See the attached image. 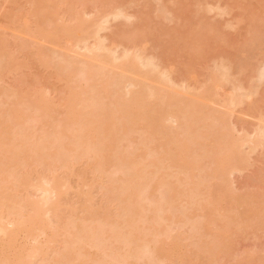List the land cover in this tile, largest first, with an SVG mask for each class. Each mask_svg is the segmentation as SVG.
I'll return each mask as SVG.
<instances>
[{"label":"bare ground","instance_id":"bare-ground-1","mask_svg":"<svg viewBox=\"0 0 264 264\" xmlns=\"http://www.w3.org/2000/svg\"><path fill=\"white\" fill-rule=\"evenodd\" d=\"M26 1H30V0H26ZM60 1L65 3L63 0H60ZM69 1H71V0H69ZM75 1L72 0L71 1L72 3H68L67 5H66V3H67L66 2L65 3L66 7L65 6L63 7L61 5L63 7V9H61L62 11L64 10V8H65V10H67V13H65V12H64L65 14L63 13L64 16L62 15V16H56L55 17V14H58L60 11L59 9H58V13H57V11H55L57 8H59V6L54 7L53 9H51V7H52L51 4H50V6L48 5V7L46 6L47 7L46 10L47 9L49 10V7H50L52 14L49 10V12H46V15H44L45 16L44 17V16H42L43 12L45 10L44 5H47V3L50 2V0H32V2L31 1L29 2V4L31 3L29 8L30 7H31L30 9H32V7L36 8V10L33 8L36 11L35 12L36 15L32 14V16L35 15V17H37V19L35 17L33 18L34 21L35 22L38 21V23H42L43 21L39 22V21H41L40 19L48 18L47 16L51 14V16L54 17V19H52L53 18L52 17V18H50V21L52 19V22H53V20L56 19V22L54 21V24H53L54 26L52 25L53 26L52 29L49 28V30L47 31L48 27H42L41 28V26H40L41 24L36 23L38 25L35 24L36 25L35 27H33L31 25L32 26L31 28H33V29H31L29 24H27V27H26V25L21 26L23 24H26L27 21H25L23 23H20L19 24L20 26L17 27L18 29L21 28L19 30L23 31V33L25 32L24 34L22 32H20L22 37L21 36L18 37V35L20 33L17 32L18 34H16L15 33L16 27H14V31H15L14 33L16 35L14 37L15 38L14 41L24 39V40H21L22 44H20V45H19V43L17 44L18 48L16 47V49H20L22 52V51H24V49L25 50H26V48L29 49L30 48L29 46H31L32 51L31 52L26 51V52L30 53L29 56L31 55L30 56L31 58H33V57L35 58V62L38 63V65L40 67L46 66V68H48L51 66V64L53 62L50 60H53L54 58L51 56L52 58L50 59L49 54L51 53V51L49 53L48 49H50L51 47L55 48V47H53V45L54 46L59 45L60 47L56 46L57 49L62 48L60 43H62L63 40L66 42V44L64 43V41L62 43L63 46L65 45V49H64L65 51L62 50L63 48L61 50H59L62 53L65 52L64 55H62V53L59 52L60 53L59 55L60 56L62 55L63 59H60L61 57L59 58L58 57L59 55H56V56L58 57L59 60H61V61L65 60L66 61V62H62L63 64L67 63V64H65L66 66L61 63L64 67H66V68L68 67L67 66L68 62H69V65L72 64V66L70 68H68L67 70H63L62 74L64 75V73H65V75L67 77V79H65V81H66L65 85L67 84V86L64 88V89H67L66 90L67 92H65V90L63 91V92H65L64 93L65 98L64 99L62 98L63 99V100H61L62 103L60 105L57 104L58 106L55 105L56 103L53 102L54 99L52 100L51 98H48L49 95L47 97V94L45 92L41 91L42 89H40V91L42 92L41 93V92H36V90H35L36 88H34V90H32L31 92L33 93V91H35L36 93H34L33 95H28L29 93L28 94L27 93L21 94V93H19V91L17 92L13 89L8 90V92H7V89L3 90L4 95L9 94V96L12 95L16 99H14L13 102H15V103H13V104L11 103L12 101H10L11 104L9 107H6V109H5V106H3L4 104L2 105L4 108L0 105L1 106V110H0V182H1L0 183V264H32V262L30 263V260H32V258L33 259L38 258V262H34V263H38V264H41V263L42 264H135V262L137 260H139L140 257L144 261V258H146V256L148 257L146 259L149 260L148 261L145 259L146 261H144V263H146V264L148 262L151 264H152V262H154L155 264L156 263L159 264L158 262H160L161 264L162 263L163 264H194V263H196V261L194 260L195 258L191 259V257H193L195 255L196 256L198 255V257H199V255L203 256V257L206 255L203 258L204 262L200 258L201 260L198 262V264H214L216 256H219V255L221 256V254H222L221 252H225L226 247H229V245L227 246L228 243L226 242L228 237L226 239V235L224 237V236H222L224 234L221 235V233L218 232V233H215V234H217V237H218L217 238L216 235L213 236L214 233L211 232L212 237L210 238L209 235H206V234L210 233V231H207V229L210 226L209 227L207 226V228H205L204 225H205V222H207L206 224L211 223V222H209V219L210 220L212 219L213 214L216 213V215H217V216L216 215L213 216L215 219L216 217H218V215H221L222 213L227 214L226 212H228L233 207L231 206V203L229 202L230 200L229 201L227 200L229 203L228 202H226V203L230 204L229 209H227L225 207V210H224V207H223L224 212L221 209V204L223 205L224 204L223 202L226 200L225 193L227 190V189H225V191H223L221 189L222 187L219 188V191H217L215 189L216 192L210 198H207V200H205V201H203V200L197 201L198 199L195 200L196 198L194 199V194L197 193V195H198V189H196L197 188L196 187L197 186L196 180H197V177L199 175H197L195 178H193V175L191 173H189L186 176L185 171L187 174L189 170L196 168L198 165H195L194 163H199L201 161L202 157H203V159H206V155H208L211 158L210 164H212V163L213 164L208 165L209 168L208 167L205 168L204 166H202V167H204L202 169L204 171L201 172L200 171L201 169H200L199 172L202 175L203 172L207 173L208 170L210 169L209 172H211V173L210 174L208 173L209 176L206 174L208 177H206L205 174H204L205 177L200 175L199 177L200 178L203 177V179L200 180L198 178L199 183L202 182V184H203L204 179H205V183L206 182L209 183V181L207 180L209 178L212 180L215 179L216 181H217V179L219 181L222 179V180H224L223 183L221 180L220 183L217 182V185L220 184L221 186H223V184H224V187H225V183H226V181H228V179H229L228 177L230 176V174H233V172L238 171L236 168H239V166L238 167L234 166L239 161L238 158L241 160L249 158V156H246V154H247V152H248V154H249V152L251 154L252 151L247 150V152H246V150H245L246 153H244V154H245L246 158H244V157L240 158L241 155H239V154H242V151L244 150V149H242L243 146H246V145L251 146L253 144L254 141H250L251 135L248 134L249 133L248 130H247L246 136L243 135L244 134L243 132H246V131H243L244 129L242 130L238 126L240 128V130L243 131L241 138H240V136H238L239 138L228 139L230 137V135L232 137V134L237 132V131H234V133H233V130L237 129V128H234L237 123L234 125V123H232L233 121L231 120L232 121L231 122L229 119H230V116L232 117V114L235 113V112L230 113V112L235 110V108H236L235 106L242 105L244 99H246L248 97L247 95H251V94H249L250 89L253 91V93H255L254 91H255L256 82L254 81L255 83L251 84L252 88L248 89L249 91L246 88L245 89L247 91H245V89H240V87H238V89H236L237 87L234 89L235 93L237 92V90L239 91V92H237L238 94L243 90H244L243 92H245V93L248 92V94L246 93L247 95H245V93L243 94L244 97L245 96H247V97L246 98L243 97L242 101L240 100L241 102L239 104H236V102H239V100H236V99H238L239 96H236V95H233V96L234 97L236 96L237 98L233 97V100L234 99L235 100L234 101L232 100V102H231L232 94H231V96H228L229 97L228 99L225 96L224 97L226 99H224L222 97L221 98L223 100H221L220 98H219L220 100L217 99L218 104H217V101H215V100H212L210 102V100H209L210 94H208V92H207V94H204V93H206V90L208 91L212 87H215L213 85H218L221 83L224 84L225 82L228 83L227 79H229L228 78L229 76L226 73L223 74V72H227V70L231 69L229 67L233 66V64H231L232 63L231 61H229V63L226 64V65H229V67H228V66L224 65V63H222V60H221L220 65L222 66V64H223L222 67L225 66L226 68L224 69L221 67L222 68V71H221V68L217 65V64H219V61H217L216 65L218 66V68H220L218 70H220L222 73L221 72H220L221 74L218 73L219 71L216 69L217 70L216 73H218L216 76L214 75L216 70H213L214 74L212 75L211 74L212 72H211L210 75L207 77V78L212 77L210 81L208 80L209 81L208 86H210L211 88L208 86H205L203 88L204 91L202 89H200L204 93L203 92L199 93V91H200L199 89H194L193 87H191V89H190L188 87V85H186L188 87V89H190L191 94L187 92L188 91L187 88L186 89L184 88L185 90L183 91L182 86H184V84H182V83L185 82L187 84H190L192 82V80L195 79L194 77H191V76H193V74L191 72L190 73L192 75H190V76H188V73L185 72V74H186V76H188V78L189 77L192 78V79L190 78L191 82H189V80H182L181 79L183 81L182 82L179 79L181 84H178L179 81H176L177 78L174 79V81H173V79H171L168 76L169 74H172L170 70H169L170 73L166 74V72H169V71H166V70H168L167 66H166V70L165 69L163 71L161 70V67H163L162 65L163 64H164V66L166 65L165 61L163 63V60H162L161 64L162 63L163 64L160 66L159 61H157L158 59H155L152 56L153 52H152V55L149 54V56L151 55V57L145 56V54L148 55V53H144V52H149V50H150L149 48H148L149 50H147V51L143 50L145 48L147 49L146 45H144V47L141 46L142 45L141 44L140 45L141 47H139V45L138 46L136 45V47L125 48L123 53H121L119 51V55H120L119 56V55H117L118 52L116 53L115 51L111 50V48L114 47V46H112V44H111L110 49H109V47L107 48L104 46V45H106V44H104V42L108 41L110 37L108 38V40H106L105 38L107 35L105 36V38H103V36L99 35L100 37L103 38L102 40H99L98 34L99 33L101 34L102 31L106 30V28H107L106 26H107L108 22L110 21V19H114V20L117 19L118 20V19L122 18V20H120V21H123L124 23H125V21L127 22V20H128L127 23H129L132 18L134 19V16L131 17V19H127L128 16L126 15L124 10L122 9L123 5L121 7H119V5L118 6L112 5L113 7L112 6L107 7L106 6L107 3L110 5L112 3V0H110V2H108L109 1L108 0L106 4L101 3V4H103V6L105 5L108 8V9L105 8L106 10H104V8L101 6V4H99L101 6V8H103L102 10H104V11H100L101 10L100 7H99L100 10H98V11H95L98 8V7L97 8L95 7L93 12L91 11L93 9L90 8L91 10H89V8L85 9L84 7L81 8L80 11H78L79 9L77 10V8L75 9L77 11H74L73 8H75L77 6H84V4H83L84 2H82L80 0L82 2V4L79 3V5L73 7L75 5V3L79 2V0L78 1L75 0ZM114 1L115 0H113V2ZM97 2H98V0H97ZM58 3H59V5L63 4L61 2H58ZM68 5L71 7H68ZM94 5H97V4L95 3ZM53 6H54V3H53ZM55 6H56V4H55ZM125 7H126V5H125ZM217 9L218 8H216V10ZM29 11L30 10L28 9V12ZM33 11H30V14ZM160 11H162V10H160ZM208 11H209V9H208ZM219 12H217V13L220 14ZM40 13L42 14L41 15L42 18L39 19ZM30 14L28 13V15H30ZM128 15L131 16V14H128ZM159 15H161V14H159ZM23 16L24 17H22L21 20L25 18L24 14H23ZM32 16L31 15L29 17L27 16L26 19H28V18L30 19V17H32ZM256 17H258V16H256ZM261 17H264V15ZM57 18H58V20H57ZM123 18H126L127 20H125ZM150 18H148V20H150ZM21 20H20V22H21ZM30 20H32V19H30ZM141 20H142V18H141ZM256 20H258V18ZM260 20H262V18ZM120 21H119V23H120ZM29 22L30 21L28 20L27 23H29ZM150 22L151 21H149V23ZM30 23H32V22H30ZM58 23H60V24L58 25ZM256 23H257V21H256ZM147 24H148V22H147ZM253 24L254 23H252L251 27L253 26ZM259 24H260V22H259ZM59 26H62V27H59ZM121 26H122V24H121ZM161 26H163V25H161ZM23 27L29 28L31 31L29 29L23 30ZM43 28H45V29L47 28L46 31ZM154 28H153V30H154ZM139 29H140V27L138 28V30H137V27H135V29H133V30L139 31ZM146 29H148V26L144 30H146ZM150 29L152 30L151 27H150ZM259 29H260V27H259ZM0 31H1V29H0ZM3 31H4L3 33H5V30H3ZM117 31H118V29H117ZM124 31L126 32L127 30H124ZM154 31L156 32V29ZM258 31H260V30H258ZM26 32H28V33L26 34ZM131 32L133 33V34L131 33L132 37L131 36L127 37L129 39H126L124 37V41L122 40V37L126 36L125 35L126 33L125 34L121 33V35H122V36H120L121 39L119 37L120 41H118V42L116 41L117 43L114 42L115 43L114 45L117 44L118 46L116 45L114 48H119V47H121V45H125L124 42H126L128 40L131 41V39H134V38L136 40L140 39V38H137L140 35H138V36L134 35V32L132 30H131ZM139 32L142 33L141 30ZM157 32H159V30ZM201 32H202V30H201ZM253 32H254V34L256 33L255 30ZM0 33H1L0 37L2 39H5V37H3L2 31ZM11 33L13 35V32H11ZM159 33H161V32H159ZM172 33H174V32H172ZM29 34H30V36H29ZM102 34H103V32H102ZM112 34H110V35L113 36ZM117 35H118V33H116V35L114 37L117 38ZM170 35H172V34H170ZM248 35H249V33H248ZM251 35H253V34H251ZM31 36H33L32 39H31ZM197 36L199 38H202V36L200 37V35H197ZM203 37H205V36H203ZM263 37H264V35H263ZM1 38H0V82L3 81V77H2L3 71L5 72L7 70V73H8L7 76H8L11 72H15L19 68V65L21 63L20 62L18 64V62L16 60L18 57L14 56V55H18L17 54L18 51L17 52L15 51L14 53L12 50L8 51L7 46H5L6 44H8L7 43L8 41L5 40L6 41L5 42ZM9 38H11L10 34H9ZM159 38L157 37L156 39L159 40ZM183 38H184V36H183ZM259 39H257V40L259 41ZM32 40H33V42L34 41H37V42L40 41L39 43H41V45H38L39 43H37V42L36 43H28V42H31ZM136 40H134V42H136ZM140 40H142V39H140ZM170 40H171V38H170ZM204 40H205V38H204ZM9 41H10V39H9ZM41 41L45 42V44L48 45V47H45L46 45L44 43H42ZM95 41H96V43L94 45L88 46V44L90 42L92 43ZM191 41H193V40H191ZM251 41L253 42V39ZM3 42H4V44H3ZM165 42H167V41H165ZM188 42H189V39H188ZM193 42L195 44V42H197V41L194 39ZM9 43H11V41ZM27 43H28V46H27ZM67 43L68 44L72 43V44H70V45H72V47L70 45L67 46L68 45ZM119 43H121V44H119ZM127 43L128 42H126V45H127ZM142 43H144V42H142ZM159 43H160V41H159ZM181 43H183V42H181ZM257 43H259V42H257ZM32 44L34 46H32ZM108 44H110V43H108ZM134 44H136V43H134ZM252 44H254V43H252ZM13 45H15V44L13 43ZM130 46L131 45H129L128 47H130ZM147 46H149V45L147 44ZM23 47H25V48H23ZM149 47H151V45ZM154 47H153V49H154ZM168 47L169 46L167 45L166 48H168ZM187 47L188 46H186V48ZM248 47H250V45ZM45 48H47V50ZM114 48H113V50H114ZM188 48H191V47H188ZM178 49H180V48L178 47ZM192 49H194V47L190 49L191 54H192V51H195ZM53 50H55V49H53ZM79 50H83L84 52L82 51V52H80L81 55H78L76 53ZM243 50H245V48ZM11 51H12V53H11ZM153 51H155V50H153ZM252 51H253V48H252ZM260 52L262 53V51H260ZM55 53H54V55H55ZM57 53H58V51H57ZM149 53H151V52H149ZM158 53H159V51H158ZM173 53L175 54V52H173ZM261 53H258V54H261ZM22 54H24V52H22ZM82 54H85V55H82ZM258 54H256V55H258ZM51 55H53V54H51ZM105 55H107L108 57H105ZM76 56L79 59H77V58L75 59L76 62L78 61V63H77V65H74L73 63H75V61L73 62L72 59H73V57H76ZM101 56H104L103 58H101V60H103V62H105L107 60L103 65H105L108 62L114 63V64H111L112 66L109 65L112 68L114 67V69L112 71L113 74H110L111 76L109 75L108 78L114 79L113 82L115 81V84L117 85V87L122 86V88H119V89L117 88L119 90V92L116 91L117 89L111 90L113 87V84H112L113 82H112V80L108 79L109 80L108 82H110V83L106 84L105 82L107 81V78H105L106 81L103 79L105 81L104 83L102 82L103 80H101L103 78L102 77V78H99L101 80L100 84H90L89 81L91 79H94V77L104 76V73H105L104 72L105 69H103L104 66L100 65L102 62L98 61L97 63H95L98 59L100 60ZM159 56L161 57V55H159ZM170 56H172V55L170 54ZM22 57H24V55ZM68 57L70 60H72L71 63H70V61H68L69 60ZM80 58L82 59V61ZM27 59H28V56H27ZM54 60H56V58ZM119 60H121L123 62L118 64L117 61H119ZM175 60H177V59H175ZM263 60H262V58H261V60L259 58V61H262V63H264ZM55 63H54V65H55ZM57 63H56V65H57ZM29 66H30V64H29ZM55 66H54V68H55ZM58 66L59 65H57L56 67H58ZM109 66L107 68L108 70L106 71V73L109 72V68L111 69V67H109ZM94 67H96L98 69L95 68V70H94ZM263 67H264V64H263ZM54 68H53V70L56 69V71L59 69V72H60V70H62V67H60V68L58 67V69L57 68L54 69ZM169 68H170V66H169ZM236 68H237V66H236ZM172 69H174V68H172ZM214 69H215V66H214ZM92 70L96 71V76H94L95 72H93ZM176 70H178V69H176ZM187 70L188 69H186V71ZM243 70L244 69H242V70L240 69L239 71L242 73ZM255 70H257V72H258V69H255ZM56 71H54L55 74H58V72L56 73ZM61 72L59 74H61ZM114 72H115V76H114ZM250 72H252V70ZM253 72H254V70H253ZM33 73L34 72H32L31 74H33ZM45 73H47V72H45ZM106 73H105V75H106ZM153 73L158 74V75H156L157 80H155L156 79V77H155L153 79V80H155V82L154 81L150 82V81H148V78L155 76V75H152ZM231 73H232V71H231ZM50 74H53V73L50 72ZM148 74H150V76ZM233 74L231 75V77L234 76ZM251 74H253V73H251ZM260 74H262V76H259L258 73L255 75L259 76L258 78L263 79V81H264V72L262 71V73H260ZM37 75H39V73ZM47 76H50V75H47ZM61 76L62 75H59V76L56 75V77H57L56 79H58V78L60 79ZM170 76L175 77L172 75H170ZM194 76H195V74H194ZM240 76H242V75H240ZM66 77H63V78H66ZM19 78H20V82H21V80H23L21 78H23V77H18L17 79H19ZM35 79H34V76H32L31 80H33V82ZM39 79H40V77H39ZM99 79H96L97 81L95 80L96 83L99 81ZM196 80H197V78H196ZM231 80H234V81H230L231 82V83H229L230 85L227 83H225V84L234 87V85H231L232 82L234 84V82L240 81L238 78H237V80H236V78L234 79V77ZM14 81H15V84L17 83V86H18L19 82H16L17 80H15V79H14ZM256 81H259V80L256 79ZM27 82H30V80ZM27 82H26V84H27ZM206 82H207V79H206ZM21 83H20V87L22 85H24V84L21 85ZM31 83H32V81H31ZM80 83H83V84L85 83V84L80 87ZM237 83L239 84V82H237ZM240 83L242 85L241 81H240ZM257 83L260 84L259 82H257ZM61 84H63V83H61ZM61 84L59 86H61ZM111 84H112V87H111ZM177 84L179 86L180 85L181 86L180 87L176 86ZM200 84L202 85L203 83H200ZM253 84H255V85H253ZM13 85H11V86H13ZM32 85H35V84L33 83ZM32 85L27 84V86H29V87L30 86L33 87ZM191 85H193V83H191ZM222 86L224 87L225 85H221V87ZM37 87H38V83H37ZM233 87L231 90L234 92ZM249 87H250V85H249ZM257 87H259V86L256 85V88ZM5 88H6V86H5ZM177 88H181V89H177ZM195 88H196V85H195ZM50 89H52V88H50ZM123 89H125V90H123ZM53 90H55V89L53 88ZM191 90H193V91L191 92ZM21 91H24V87ZM46 91H47V89H46ZM50 92L52 94V90ZM123 92H125L124 95H123ZM211 92H213V91H211ZM57 93H59V91ZM118 93H120L121 95H119ZM187 93L190 95H187ZM209 93H210V91H209ZM213 93H215V91ZM182 95L184 96V98L181 97ZM191 95H194V96H191ZM58 96H60V93ZM62 96H63V93L61 94V97ZM210 96H212V94ZM206 100L210 102L209 105L206 104ZM229 100H230V104L231 103L233 105L236 104L234 106V108L232 107L231 109L228 110L229 113L227 114V116L228 115H230V116L229 117L226 116L227 119H225L227 124H228V122L229 123L231 122L234 125V127L232 124L230 125L231 129L229 128V124L228 125L225 124V121H223V123H221V122L216 123L215 122V120H218V118H219L218 121H220V119H222L221 118L222 114L226 113V110H224V108L226 109L229 107V105H230ZM219 101H221L223 104L220 105L221 102H219ZM5 102H6V100L5 101L3 100V103H5ZM8 102L9 101H7L6 103H8ZM212 103H213V106H210V105H212ZM224 103L228 104V106L226 107V105H224ZM0 104H1V102H0ZM219 105L220 106L224 105V107H220ZM215 106H217V109ZM218 107H220L221 110L218 109ZM58 108H60L64 111V113H62V114L65 116L62 120L58 119L59 116L56 117V114L60 113L57 111V110H59ZM213 108L216 110H214ZM210 110L211 111L213 110L214 112H210ZM199 113H201V114L203 113V114H202V116H198L201 119L198 121L195 119V117H196L195 115H197ZM212 113H214V114L211 115ZM216 115H218V116H216ZM60 116H61V114H60ZM242 116H243V114H242ZM243 118H245V117L243 116ZM194 121H196V122L198 121V123H201V124L203 122V124L200 127V124L198 126V123H195ZM238 121L240 122V118L238 119ZM241 121H242V118H241ZM243 121L245 122V119ZM213 122H215V126H213L214 125ZM169 123H173V124L170 126ZM180 123H184V127L180 126V127H183L181 129H184L183 130L184 133L181 132L182 130L179 129V127H177L178 130H181V131L174 130V133H175V131H176V133L175 134L173 133V135L170 138L168 137L165 139L166 135H168L170 132H172L173 131L172 129H174V127H176V126H174V124L179 126ZM220 123L222 124L223 130L227 131V134L222 131L223 134H225V135H223V134L220 135V133H221L220 128H222ZM258 123H259V121H258ZM168 124L170 127L167 126ZM192 124L197 125V127L192 126ZM216 124H217V126H216ZM241 124H244V123H241ZM247 124H249V123H247ZM225 125H226L227 130L225 128ZM245 125H246V123H245ZM36 126H38V127H36ZM246 126H248V125H246ZM249 126H251V125L249 124ZM35 127H36V129H33V131L38 129L36 131V133L38 132V134L33 133L32 129H31V128H35ZM192 127L195 129H193ZM199 127L202 128L203 133H204V131L205 132L207 131L206 137L209 136V133H210V129L207 130L208 127L209 128L213 127L214 131H213V133H211L213 136L216 135L215 131L217 129H219L220 131L217 130V133L220 132L218 134L220 136L218 137L216 135L215 137H217V138H215V137L213 138L212 136H209L208 138H206L207 141L203 140L205 138V136H204V138L199 137V134H198V130H200ZM258 127L259 126L257 125V127L252 128L254 132L248 127L249 130H251V132L253 133L252 138L254 136L262 133L261 129H256ZM15 128L20 129V131H18L19 135H17V136H16L17 132H16V134L14 132V130H16ZM168 128H169L168 132L166 134H164V132H162V131H165ZM228 130L231 132V134L228 133ZM31 131H32V133H30ZM202 131L200 133H202ZM159 132H162V134L164 136L162 137L161 136L162 134H159ZM177 132L182 133V134H180V133L179 134L183 135V136L180 137V135ZM263 132H264V129H263ZM136 133L140 134L141 137L139 140V135H138L137 139H135L136 141L134 142V144H136V142H138L137 146H136L134 151L132 149V152H130L129 150H131V147H132V144H130V143H132L131 140L137 136ZM132 134H134L136 136H134ZM262 134L263 135H261V137L256 136V138L263 139L264 133H262ZM228 135H229V137H227ZM129 136L132 139L129 138ZM235 136H236V133H235ZM242 136H243V138H242ZM126 137H127L128 141L125 142ZM198 138H202V143L200 142V145H199L200 147H198L201 149H199V151H198V149L197 150L195 149L196 152L193 151L194 154L192 153L191 155H189V151H188L190 148V147H188V146H190L189 144L191 143V144H193L191 146H194V144L197 143V140H199ZM209 138H211V139H209ZM15 141L17 142V145H16ZM122 141L126 146L121 145ZM132 141H134V140H132ZM256 141H258V140H256ZM256 141L253 144L255 147L258 144V142H256ZM255 143H256V145H255ZM163 146H165L164 149H162ZM166 146H167V148H166ZM254 146L252 148H250L249 150H251V149L253 150ZM124 148L126 150L128 149L127 150L128 152L125 151ZM159 148H161V151L159 150L158 153H155V152H157V150ZM200 150H202V151H200ZM197 152H198V155H199V152L202 153L201 154L202 156L201 155L199 156L200 158L197 156ZM203 153L205 156L203 155ZM158 154H161L160 157H162V160L160 158H158L159 156L157 157ZM236 154H238L237 156H240V157L237 158ZM162 155H164V156H162ZM192 155H194L195 158H197V159H195L194 156H192ZM153 157H155V159L157 157L158 160H156V161H155V159L152 160ZM209 157H207V159ZM192 158L195 161L191 160V162H190V159H192ZM233 160H234V163H233ZM80 162H82V164L83 163L87 164L84 166H86V167L88 166V167L84 168L83 171H81L82 169L81 170L76 169V171H78V170H80V171L77 173L76 172L74 173L73 169L75 171V168L72 169V167H74V165H76L78 163L80 164ZM224 162L226 163V165L223 164ZM246 162L248 163V161H246ZM165 164H167V165L164 166ZM238 164H240V163H238ZM242 165H245V162ZM245 166H247V165H245ZM20 167H25L26 168L25 170L28 172H23L24 170L21 172L19 170L21 173L20 172L16 173V170L22 169ZM29 167H32V169H30L31 171L29 169H27ZM75 167L77 168L78 166L76 165ZM202 167H200V168H202ZM211 168H212V170H211ZM168 169H170L172 171L174 170V172L177 170L178 172H180L182 174L181 175L180 173L177 172V176H179V174L181 175V177L179 176L181 180H178L180 183L179 186L181 188L174 186V184L171 185L172 184L171 180H166V178L171 179L170 175H168L166 173ZM61 170L64 171L63 172L64 176H62V174L60 173V172H62ZM181 170H183V171L181 172ZM194 170L195 169H193L192 172H194ZM58 171L60 173L58 175H60V176H56L57 174L55 175V173H57ZM205 171H207V172H205ZM88 173H92L93 175L90 177ZM160 173L167 174L166 178H165L166 175H163L162 178L163 179L165 178L164 179L165 182L166 181H168V183L170 182L169 184L167 182H166V184L162 182L163 179L160 177V175H161ZM169 173H170V171H169ZM174 174H176V172ZM226 174L227 175L229 174L227 177L228 179L225 178L227 176ZM74 176L77 179L76 182H77L78 186L80 185L81 188L87 187L86 191H84L86 188L81 189L82 192H84V193H82V196H80L81 195V192L79 190L80 187H77V189L79 190L78 192H80V195L77 193L76 194L81 198L80 202H83V204H81V206L79 205L78 206L79 208H77V209L75 207L72 208L71 206H73V205L68 204V202H65V201H67L66 196H67V198L70 197V195L69 196L67 195V194H69L68 191H70V190L72 191V189H71L72 186L70 187L71 182L68 183V179L71 177L73 178ZM171 176H172V174H171ZM184 176H185V178H184ZM223 176H224V178H223ZM66 177H69V178H66ZM88 177H90L89 180H87ZM172 177L174 178V180L177 179L176 175H175V177L174 176H172ZM72 178H71V180H72ZM183 178H184V180H182ZM189 178H192V179L190 180ZM186 179H189L190 181L194 180V182L196 183V186H195V183H193L194 187L191 189L190 185L183 182ZM96 180L101 181L103 186H101V184H99V182H98V184L95 183V182H97ZM174 180H173V183L175 182ZM229 180H231V179H229ZM76 182H75V184H76ZM2 183H5V185L2 186L3 185ZM199 183H198V186H199ZM229 183L231 184L232 182L230 181ZM92 184L95 186H96V184H97V186L98 185L101 186V187L98 186L100 188L96 187L95 191H96V194L100 193L101 195H99V196H102L101 200H98V203L100 201L101 203H99V204H102V203L104 204L103 207H100L99 210L97 209L95 211H93V210H94V208H97L96 205H98V206H100V205L96 202L97 201L96 200L95 201L96 204L94 205L95 207L93 206V203H94L93 198L90 195L91 194L90 191L92 190V192H93V185ZM7 185H9L11 187H9V186H8V188L5 187ZM226 185L228 186V182ZM188 186H189V188H188ZM205 186H206V184H205ZM205 186H203V187H205ZM73 187H75V186H73ZM212 187H213V185H212ZM18 188H19V190L21 189L20 192H19ZM209 188H210V186H209ZM209 188H207V191ZM215 188H217V187H215ZM7 189L12 190V192H14L13 190H15V191L17 190L18 194H15V192L14 193H8L10 191H8ZM97 189H99V190H97ZM195 189L197 191H195ZM200 189L202 190L201 187H200ZM201 190H200V194H201V192H202V194H204L203 191H201ZM211 190H209V191H211ZM32 191L36 192L35 193L36 195L38 193L41 194L43 196V198H41L39 195V197L34 199L33 198L34 192H32ZM97 191H98V193H97ZM192 191H195V192H192ZM230 191H231V189L229 190V192ZM75 192H76V189H75ZM190 192H192V194L193 193L194 194L190 195L191 194ZM212 192H214V191H212ZM209 193H208V195H209ZM24 194H25V196H23ZM227 194H229V193H227ZM258 194H259V192H258ZM72 195H73V193H71V196ZM93 195H95V194L93 193ZM189 195L192 197H190ZM205 195L206 194H204V196ZM231 195H234V196L231 197ZM243 195L244 194L241 195V197H242L241 198L240 196H237L236 193L234 194V192L232 190L230 192L228 198H231V200H232L233 198L237 199L235 196H237L238 198L240 197L239 198L240 200H238L237 202H234L235 200L233 199V202L235 203V205H236V203L237 204L241 203V205L243 204L245 206L247 204V207L249 206V208L254 207L255 206L254 201H255L256 197H253L251 201H248V198H250V197H248L249 195L246 196V194H245L244 196H246V197H244ZM83 196H84V198H83ZM99 196H98V199H100ZM200 196H198V197L201 198L202 196L201 197ZM259 197L261 199V196H259ZM19 198H21L22 200L20 199V201H19ZM70 198H72V197H70ZM203 198L205 199V197H203ZM260 199L258 198V200H260ZM261 200H263V199H261ZM76 201H79V200H76ZM80 202H77V203L80 204ZM184 202H185V206L188 204V205H190V207H194V209H196L197 206L201 204L200 207L198 206V208H201V210L203 211V215H200V216H204L202 218L206 217L205 219H207V216L211 215V216H208L209 217L208 221L207 220H204L205 222L203 221V223H204V224H202V226L204 227L203 230L207 231V233L203 231L205 234L202 232L203 233L202 235L205 238L209 236V238L211 240L215 239V238L219 239V242H218L219 244L217 243V246L214 245L216 243V241H214V244L212 242L211 243L207 242L206 244H210V245L204 246V245H206V244H204L206 242L205 240L199 241L198 244H197L198 241L197 242L194 241L195 244L197 245V246H195V248L198 249L197 251H199V249L202 246L204 247V249H200V251H202L204 254H201L200 252H199L200 254H198V252H196V250H194V249H193V251H195V252H193L192 249L190 251V248L188 249L189 253L192 252L193 254L192 253L187 254L186 251H183L181 249L183 243L182 242H181L182 244L180 243V241H183V240L180 238H179L180 241L178 240V237L181 236V235L179 236L178 231L176 232V233H178V237H176L177 234L176 235L174 234L175 236H173V237L168 236V238H165V240L168 239V242L163 241L164 239L162 240V237L164 238L168 233L171 232V230L170 231L168 230L166 232V229L170 228V225L167 222H170V221H173L174 219H177L176 216H178V215H176L175 217H172L173 215H171V217H169V215L165 216L164 213L169 208H171L169 210L172 211V208L177 207V204H178L179 208H182L183 207L182 203L184 205ZM203 202H204V204H203ZM251 202L253 203V206L250 207V205L252 204ZM146 204L149 205L150 207L149 206L147 207ZM262 204L264 206L263 202L261 203V205ZM74 205L77 206L76 204H74ZM180 205H181V207H180ZM241 205H239V206H241ZM256 206L258 208V206H260V205H256ZM185 208L188 209L187 207H185ZM186 209L184 211H186ZM189 209H190V211L192 210V208H189ZM149 210H151V211H149ZM152 210H154L155 212H152ZM262 210H264V208H262ZM64 211H66V212H64ZM77 211L79 212V214L81 213L82 216H79L78 213H76ZM96 211H100V212H98L96 214ZM93 212H94V214H93ZM169 212L167 211V213H169ZM178 212L181 213V209ZM218 212H220V214ZM259 212H257V213H259ZM262 212L263 211H261L259 214L260 217L258 215H256L257 219L259 217V219L256 221V224H253V223H255L254 222V220H256L255 218L252 219L253 221L251 219L247 218L248 220H250L249 222H247L248 220L243 219V220H245L246 223L244 221H242V223L243 222L244 223H243V226L241 224V226H242L241 227V226H239L241 223L239 221L238 222L239 225H237V226L239 227V229L240 228L244 229L243 228L244 224L246 226L249 225V226H252L254 228L255 227L256 228L257 227L263 228V226H261V225H264V219H262V216L264 214ZM199 213H202V212H199ZM233 213H235V212L232 211V213H229L230 216H232ZM49 214L50 215L54 214V215H52L53 219L51 217H49ZM169 214H171V212ZM181 214H185L183 216H186V213H181ZM197 214H195V215H197ZM225 214H224V216L227 218V220L230 219V217H228V215H225ZM187 215H189V214H187ZM198 216H199V214H198ZM253 216H255V214ZM77 217H78V219H76ZM186 217H185V220L187 221V218H189V216L187 218ZM221 217H223V214H222V216H220V218ZM225 217H223V218H225ZM236 217H239V216L237 215ZM192 218H189L188 220H192ZM221 219H220V223L222 224V223H224L225 220L221 221ZM77 220H79L80 222ZM199 220L201 221L200 218H199ZM193 221L195 222V219H193ZM215 221L219 222V217ZM235 221L237 222L236 219H235ZM88 222H90V224ZM94 222L96 224H94ZM178 222L179 221H177V224H179ZM183 222H185V221L182 220L181 223H183ZM188 222H191V221H188ZM229 222H227V223H229ZM236 222H234V223H236ZM91 223H93L95 226L94 227L89 226V225H92ZM140 223L142 224V227H141ZM166 223L168 225H166ZM234 223H233V225H234ZM217 224L220 225L219 223H217ZM192 225H194V224L192 223ZM195 225H196V223H195ZM229 225H230V228L233 229V225L231 226V222ZM137 226L141 227V228H138ZM166 226L167 227L169 226V228H167ZM215 226H216V223H215ZM212 227H214V226L212 225ZM224 227L221 229L222 230L223 229L226 230L227 228L230 229L228 225H224ZM234 227H235V225H234ZM215 228H218V226ZM195 229L194 230L198 231V232H196L195 235L193 232L191 235H193L194 237H192V238L198 237L197 233H199V235L201 236V233H200L201 230L199 229L200 230L199 231L197 228H195ZM250 229H252V228L250 227L249 230ZM217 230H219V229H216V231H214V230H212V231L217 232ZM257 230H258V228H257ZM236 231L239 233L238 230H236ZM240 231H242V230H240ZM233 233L231 235L234 236L235 234H233ZM228 234H229V232H228ZM241 234L243 235V231ZM231 235L229 237H231ZM159 237L161 239H159ZM19 239H21V240H19ZM40 239H42V240H40ZM188 239H190V237ZM23 240L26 241L31 246L30 250L28 249L29 246H27V247L25 246V244L26 245H28V244L24 243ZM38 240H39V242H38ZM197 240H199V239H197ZM224 240L227 244L224 242ZM19 241H23V242H21L22 244L18 243ZM232 241H233V239H232ZM30 242H33V244L35 242L34 246L31 245L32 243H30ZM202 242H204V243H202ZM23 243H24V245H23ZM201 243L204 245H200ZM230 243H231V241L229 242V244ZM21 246H23V247H21ZM25 247L27 249H25ZM188 247H190V246H188ZM198 247H200V248H198ZM57 248H59L60 250ZM54 253H55V255L53 256ZM146 254H148V255H146ZM228 254L230 256L231 253H228ZM49 255L51 258L49 257ZM143 255H144V257H143ZM223 255H224V253H223ZM226 255H227V253H226ZM229 256H228V258H229ZM39 258H42V259H39ZM223 258L224 257H222L220 259L224 260ZM44 259H47V261H48V259H51V260L48 261L49 262L48 263ZM151 259L153 260L152 262L150 261ZM225 259H226V257H225ZM40 260H42L43 262H41ZM157 260H158V262H157ZM222 260L217 259L218 263L224 262ZM143 261L136 262V264H140L141 262L143 263ZM193 261H195V262H193ZM216 262H215V264H216ZM244 264H246V263H244Z\"/></svg>","mask_w":264,"mask_h":264},{"label":"rangeland","instance_id":"rangeland-1","mask_svg":"<svg viewBox=\"0 0 264 264\" xmlns=\"http://www.w3.org/2000/svg\"><path fill=\"white\" fill-rule=\"evenodd\" d=\"M31 2H32V0H30ZM30 1H26V0H0V29H1V31H2V33L4 32L3 30H5V33H3V37H5V39H2L1 37V39L3 40V41H8L7 43L8 44H6L5 46H7V50L8 51H10V50H12L13 51V53L16 51H18V55H14V56H17L16 58V60H17V62H18V64L20 63V65H19V68L15 71V72H11L8 76H7V70L4 72L3 71V81H1L0 82V102H1V106L3 105V106H5V109H6V107H9L10 106V104L12 103H15V102H13L14 101V99H16L15 97H13L12 95V97L11 96H9V94L8 95H4V93H3V90H6L7 89V92H8V90H10V89H13V90H15V91H19V93H23V94H28V95H33L34 93H36V92H41V91H43V92H45L46 94H47V97H48V95H49V97L48 98H51L52 100H53V102L54 103H56L55 105H57V104H61L62 102H61V100H63L64 98H65V92H67L66 90L67 89H64L66 86H67V84L65 85V83H66V81H65V79H67V77H66V75H65V73H64V75L62 74L63 73V70H67L68 68H70L71 66H72V64H70L69 65V62L68 61H70V63H71V61L73 60V62L75 61V63H73L74 65H77V63H78V61L76 62V58H77V56L76 57H73V59L72 60H70L69 59V57H68V67L66 68V67H64L63 65H65V64H67V63H62V62H66L65 60L63 61H61V60H59L58 59V57L60 58V59H63L62 58V55H64V53L65 52H61V51H59V50H61L62 48V50H64L65 49V45L63 46V41H62V43H60V45H61V47L62 48H56V46L58 47L59 45H56V46H54L53 45V47H55V48H50V49H48L49 50V53H50V51H51V53L49 54L50 56V59L53 57L54 59L56 58V60H50V61H52L51 63V66L50 67H48V68H46V66H43V67H40L39 65H38V63H36L35 62V58L33 57V58H31L30 56H29V54L30 53H27L26 51H29V52H31L32 51V47L31 46H29L30 48L29 49H27L26 48V50L24 49V51H22V52H24V54H22V52H21V50L20 49H16V47L18 48V46H17V44L19 43V45L20 44H22V42H21V40H24V39H21V40H16V41H14V37L16 36L15 35V33L16 34H18V33H20V32H22L23 33V31H20L19 29H21V28H17L18 26H20L19 24L20 23H23V22H25V21H27L28 22V20L30 21V22H32V23H27L26 22V24H23V25H21V26H24V25H26V27H27V24H29L30 25V28L33 26V27H35L36 25H38V24H41L40 26H41V28L42 27H48V29H47V31L49 30V28L50 29H52V27L54 26L53 24H54V21L56 22V19L55 20H53V22H52V19H54V17L53 16H51V14H52V12H51V10H50V7H49V10H50V12H51V14L50 15H48L47 17L48 18H43V19H40V18H42L41 17V13H40V16H39V19L41 20V21H39V22H42V23H38V21H34V17H35V10H36V8H34V7H32V9H30L29 8V6L31 5V3L29 4V2ZM57 0H50V2H48L47 3V5H44L45 6V10H46V8L48 7V5L50 6V4H51V9H53L54 7H58L59 6V8H55L56 10L55 11H57V13H58V9L60 10L59 11V13L58 14H55V17L56 16H62L63 15V13L65 12V13H67V10H65V8H64V10L62 11L61 9H63V7L65 6V3H66V5L68 4V3H72L71 1H69V0H63L65 3H63L62 1H60V0H58L57 2H56ZM69 1V2H68ZM73 1H75V0H73ZM78 1V0H77ZM84 2L83 4H84V6H77V5H79V3H81L82 4V2ZM79 0V2H77V3H75V5L73 6V7H75V6H77V7H75V8H73V10L74 11H77L78 9V11H80L81 10V8H89V10H91V9H93V10H91L92 12L94 11V9H95V7L97 8L95 11H98V10H100V8H101V6L104 8V10H106L105 8H107L108 6H112V5H116V6H118L119 5V7H121L122 5V9L124 10V12L126 13V15L128 16L127 17V19H131V17H133L134 16V19L132 18L131 20H130V22L129 23H127L128 22V20L126 19V18H123V19H125V20H127V22L125 21V23L123 22V21H120V20H122V18L121 19H116V20H114V19H110V21L108 22V24H107V28H106V30H104V31H102L103 32V34H102V32H101V34L99 33L98 34V38H99V40H102L103 38H105V36H106V40H108V38H109V40L108 41H105L104 42V44H106V45H104L105 47H109V49H110V47H111V44H112V46H116V45H114L115 43H117L118 41H120V39H121V37L120 36H122L121 35V33L122 34H125L126 36H123L122 37V40L124 41V37L126 38V39H129V38H127V37H130L131 36V30L134 32V35H140L139 37H137V38H140V39H142V40H140V39H138V40H136L135 38L134 39H131V41L130 40H128V41H126V42H128L127 43V45H126V42H124L125 43V45H121V47H119V48H114V50H113V48H111V50L112 51H115L116 53L118 52V54L117 55H119V51L121 52V53H123V51H124V49L125 48H131V47H136V45L138 46L139 45V47H141V46H143L144 47V45H146V47H147V49L145 48V49H143L144 51H147V50H149V52H151V53H149V52H144V53H148V55H146L145 54V56L146 57H148L149 56V54H151L152 55V52H153V57L155 58V59H158L157 61H159V63H160V66L164 63V61H165V66H164V64L162 65L163 67H161V70L163 71L164 69L166 70V66H167V69L168 70H166V71H171V73L172 74H169L168 76L171 78V79H173V81H174V79H176V81H179V83L178 84H181L180 83V80L182 79V80H189V82H191V77H194L193 79L194 80H192V82L191 83H193V85H191V83L190 84H187V83H182V84H184V86H182L183 87V91L187 88V92L188 93H190V89H191V87H193L194 89H202L203 90V88L205 87V86H208L209 84H208V82L211 80V78L212 77H209V78H207L209 75H210V73L213 75L214 74V72H213V70H218V69H220L222 66H223V64H222V66L220 65L221 64V60H222V63H224V65H226V64H228L229 63V61H231L232 63L231 64H233V66L232 67H229V65H226V66H228L229 68H231V69H229V70H227V72H223V74H227L229 77V79H227L228 80V83L227 82H225V83H227V84H229V83H231L230 81H234V80H231V79H233V77H234V79L236 78V80H237V78L242 82V85H241V83H240V81H236V82H234V84H233V82H232V84L231 85H234V87L233 86H229V85H227V84H223V83H221V84H218V85H213V86H215V87H210V86H208V87H210L211 89H209L208 91L206 90V93H204L203 91H199V93L201 92H203L204 94H207V92H208V94H212V96H210L209 95V100H210V102L212 101V100H215V101H217V99H221V100H223L222 98H224V99H226L225 97H227V99L229 98L228 96H231V94H232V97H231V102H232V100H233V95H236V96H239L238 97V99H236V100H239V102H236V104H239L241 101H242V99H243V94L245 93V92H243V91H241L239 94L237 93V92H239L238 90H237V92L235 93V88L236 89H238V87H240V89H250V88H252V83H255L256 82V85L257 86H259V87H257L256 88V85L255 84H253V85H255V93H253V91L250 89V91H249V94H251V95H247L248 94V92H246L245 93V95H247V96H245L244 98H246V99H244V101H243V103H242V105H237V106H235V105H233L232 103L230 104V100H229V107L228 108H224V110H226V113H223L222 114V119H220V121H218L219 120V118H218V120H215V122L216 123H219V122H221V123H223V121H225V119H227V117H229L230 115H228L227 116V114L229 113L228 112V110L229 109H231L232 107L234 108V106L236 107L235 108V110L234 111H232V112H230V113H233V112H235L234 114H232V117L230 116V121L232 122V123H234V125H235V127H234V125L230 122H228V124H229V128H230V125L232 124L233 125V127L234 128H241L243 131H246V132H243L242 130H240V128L237 130V129H234L233 130V133H234V131H237V132H235L236 133V136H235V133L234 134H232V137H231V135H230V137H229V135L227 136V137H229L228 139H230V138H239L238 136H240V138H241V135L243 134V135H245L246 136V134H247V130H248V134L249 135H251L250 136V141H256V140H258V141H256V142H258V144L256 145V143H255V145H256V147L253 145L254 144V142H253V144L251 145V146H243V148L242 149H244L243 151H242V154H239V155H241V157L240 156H237L238 154H236V156H237V158L238 157H240V158H246L245 157V154L244 153H246L247 152V150L248 151H252L251 152V154H250V152H249V154H248V152H247V154H246V156H249V158H246V159H239L238 158V162L234 165V166H236V167H238L239 166V168H236L238 171L237 172H233V174H230V176L228 177V175L225 177L226 179H231V180H229L228 179V181H226V183H225V187H224V184H223V186H221L220 184H218L217 185V182L218 183H220V181L222 180H218L217 179V181L214 179V180H212V179H207L208 181H209V183H205V179H204V182H203V184H202V182L201 183H199V179L201 180V179H203V177H199L200 175H201V173L199 172V170L202 172V171H204V170H202L204 167L205 168H207L208 167V165H212V164H210L211 163V158L208 156V155H206V159H203V157H202V159H201V161L199 162V163H194L195 165H198L196 168H193V169H195L194 170V172H192V170L193 169H191V170H189L188 171V173L186 174V171H185V175L187 176L189 173H191L192 175H193V178H195L197 175H199L198 177H197V180H196V183H197V186H196V183L194 182V180H192V181H190L192 178H189V179H186L185 181H183V182H185V183H187L188 185H190V188L192 189L193 187H194V185H193V183H195V186L197 187L196 189H198V195H197V193L196 194H194V199L195 200H197V201H205V200H207V198H210L215 192H216V190L217 191H219V188L220 187H222L221 189L223 190V191H225V189H227L226 190V193H225V197H226V200L223 202L224 204L226 203V202H228L229 200V202L231 203V206L233 207H231L232 209H230L228 212H226L227 214H225V213H222L223 214V217H225L224 216V214L225 215H228V217H230V219H228L227 220V218L225 219V218H223V217H221L220 218V216H222V214L221 215H218V217H219V222L217 221H215V220H217L218 219V217H216L215 219H214V217L213 216H215L216 215V213L215 214H213V216H212V219L210 220L209 219V217L208 216H211V215H208L207 216V219H205V218H202V217H204V216H200V215H203V211L201 210V208H198V206L200 207V205H198L197 206V208L196 209H194V207H190V205H188L187 203V205L185 206V202H184V205H183V203H182V206L184 207H187L188 209H186L185 207V209H186V211H184L185 209L182 207V208H179V206H178V204H177V207H175V208H172V211H170L169 209H171V208H169V209H167L166 210V212L164 213V215L165 216H167V215H169V217H171V215H173L172 217H175L176 215H178V216H176L177 217V219H174L173 221H170V222H167L169 225H170V228H169V226L167 227V228H169V229H166V232L169 230H171V232L170 233H168L164 238L162 237V240L163 241H167L168 242V239L167 240H165V238H168V236H170V237H173V236H175L176 234H177V236L176 237H178V233H176L177 231L179 232V236L180 237H178V240H179V238L180 239H182L183 241H180V243L182 244V250L183 251H186L187 252V254H191L192 252H190L189 253V248H190V251H191V249H192V251H193V249L194 250H196V252H198V254H204L202 251H200V249H204V247L202 246L201 248L200 247H198V248H200L199 249V251H197L198 249L197 248H195V246H197L196 244H195V242H197V244L199 243V241H206L205 243L204 242H202V243H204V244H206L207 242L209 243H213L214 244V241H216V243L214 244V245H216L217 246V243L219 242V239H210L211 237H212V234H211V232H213L214 233V235L213 236H215L216 235V237H217V234H215V233H221V235L222 234H224V235H222V236H224L225 237V235H226V239H227V237H228V239L231 241V243L229 244V240L227 239L226 240V242L228 243H226L225 242V240H224V242L227 244V246L229 245V247H226V250H225V252H221L220 254H221V256L219 255V256H216V258H215V261H214V264H215V262L217 261V259H219V260H222V259H220V258H222V257H224L223 259L224 260H222V261H224V262H220L221 264H225L226 262V264H244V263H246V264H264V225H261V226H263V228L261 227V228H259V227H257L258 228V230H257V228L255 227H252V226H246L245 224H244V229H239V227L237 226V225H239V221L241 222L240 223V225L239 226H241V224H242V226H243V223L245 222V220H248V219H256V220H254V222L255 223H253V224H256V221L259 219V214H260V212L261 211H263L262 213L264 214V210H262V208H264V206H263V204L261 205V203L263 202L264 203V138L263 139H261V138H256V136L257 137H261V135H263L262 133H264L263 132V129H264V81H263V79H259L258 77L259 76H262V74H260V73H262V71L264 72V67H263V64L264 63H262V61H259V58H260V60H261V58H262V60L264 59L263 57H264V37H263V35H264V17H261V16H263L264 15V0H115L114 2H113V0H112V3H111V5L110 4H108L107 3V1L108 0H98V2H97V0ZM121 1V2H120ZM156 1V2H155ZM58 2H61V3H63V4H60L59 5V3ZM76 2V1H75ZM87 2V3H86ZM108 2H110V0L108 1ZM155 2V3H154ZM27 3V4H26ZM53 3H54V6H53ZM74 3V2H73ZM97 4V5H94V4ZM101 3H103V4H106V6L104 5L103 6V4H101ZM55 4H56V6H55ZM99 4H101V6L99 5ZM156 4V5H155ZM164 4V5H163ZM63 7H62V6ZM125 5H126V7H125ZM47 6V7H46ZM66 7V6H65ZM68 7H71V6H69L68 5ZM100 7V8H99ZM109 7V8H110ZM113 7V6H112ZM124 7V8H123ZM35 10H34V9ZM77 8V10H75ZM91 8V9H90ZM103 8H101V10L100 11H104V10H102ZM159 8V9H158ZM216 8H218L217 10H216ZM28 9L30 10V11H33V12H31V14H30V11L28 12ZM67 9V8H66ZM69 9V8H68ZM71 9V8H70ZM84 9V10H85ZM108 9V8H107ZM208 9H209V11H208ZM212 9V10H211ZM44 10V12H43V15L42 16H44V15H46V12H49V10L47 9L46 11ZM72 10V9H71ZM88 10V11H89ZM157 10V11H156ZM160 10H162V11H160ZM21 11V12H20ZM53 11V10H52ZM90 11V12H91ZM156 11V12H155ZM219 12L220 14H218L217 12ZM61 12V13H60ZM161 12V13H160ZM166 12V13H165ZM216 12V13H215ZM28 13L32 16V14H35L34 16H32V17H30V19H32V20H30L29 18L28 19H26V17L28 16H30V15H28ZM56 13V12H55ZM64 13V14H65ZM146 13V14H145ZM23 14L25 15V18L24 19H22L21 20V18L22 17H24L23 16ZM49 14V13H48ZM128 14H131V16L130 15H128ZM134 14V15H133ZM159 14H161V15H159ZM174 14V15H173ZM221 15V16H220ZM13 16V17H12ZM64 16V15H63ZM130 16V17H129ZM161 16V17H160ZM256 16H258V17H256ZM15 17V18H14ZM45 17V16H44ZM53 17V18H52ZM146 17V18H145ZM151 17V18H150ZM157 17V18H156ZM36 19H37V17H35ZM50 18H52L51 19V21H50ZM138 18V19H137ZM141 18H142V20H141ZM148 18H150V20H148ZM258 18V20H256ZM262 18V20H260ZM26 19V20H25ZM38 19V20H39ZM144 19V20H143ZM12 20V21H11ZM20 20H21V22H20ZM57 20H58V18H57ZM148 20V21H147ZM260 20V21H259ZM35 23H34V22ZM49 21V22H48ZM119 21H120V23H119ZM149 21H151L150 23H149ZM256 21H257V23H256ZM260 22V24H259V22ZM262 21V22H261ZM58 22V21H57ZM147 22H148V24H147ZM170 22V23H169ZM36 23H38V24H36ZM49 23V24H48ZM127 23V24H126ZM252 23H254L253 24V26L251 27V25H252ZM263 23V24H262ZM18 24V25H17ZM36 24V25H35ZM60 23H58V25H59ZM116 24V25H115ZM121 24H122V26H121ZM160 24V25H159ZM256 24V25H255ZM259 24V25H258ZM32 25V26H31ZM53 25V26H52ZM120 25V26H119ZM126 25V26H125ZM161 25H163V26H161ZM209 25V26H208ZM147 26H148V29H146V30H144L145 28H147ZM156 26V27H155ZM161 26V27H160ZM201 26V27H200ZM205 26V27H204ZM14 27H16V32L14 31ZM24 28L23 27V30H28L29 28ZM29 27V26H28ZM59 27H62V26H59ZM119 27V28H118ZM135 27H137V30H138V28L140 27V29H139V31L141 30L142 31V33L141 32H139V31H134L133 29H135ZM150 27L152 28V30L150 29ZM155 27V28H154ZM161 29H160V28ZM163 27V28H162ZM254 27V28H253ZM258 27V28H257ZM259 27H260V29H259ZM121 28V29H120ZM153 28H154V30L156 29V32L153 30ZM183 28V29H182ZM202 28V29H201ZM262 28V29H261ZM12 29V30H11ZM31 29H33V28H31ZM43 29H45V28H43ZM46 29H45V31H46ZM117 29H118V31H117ZM167 29V30H166ZM10 30V31H9ZM30 30V29H29ZM109 32H108V31ZM116 30V31H115ZM124 30H127L126 32L124 31ZM151 30V31H150ZM159 30V32H161V33H159V32H157ZM201 30H202V32H201ZM255 30V34H254V31ZM258 30H260V31H258ZM0 31V32H1ZM31 31V30H30ZM113 31V32H112ZM166 31V32H165ZM194 31V32H193ZM8 34H7V33ZM10 32V33H9ZM11 32H13V35H12V33ZM15 32V33H14ZM18 32V33H17ZM137 32V33H136ZM172 32H174V33H172ZM194 34H193V33ZM25 33V32H24ZM23 33V34H24ZM28 32H26V34H27ZM107 33V34H106ZM113 33V34H112ZM116 33H118V35H117V38L116 37H114L115 35H116ZM166 35H165V34ZM196 33V34H195ZM201 33V34H200ZM248 33H249V35H248ZM1 34V33H0ZM6 36H5V35ZM9 34H10V37L11 38H9ZM25 34V35H26ZM110 34H112L113 36H111ZM133 34V33H132ZM154 34V35H153ZM170 34H172V35H170ZM192 34V35H191ZM205 34V35H204ZM251 34H253V35H251ZM262 36H261V35ZM32 35V34H31ZM103 36V38L102 37H100V36ZM109 35V36H108ZM133 35V36H134ZM146 35V36H145ZM158 35V36H157ZM170 35V36H169ZM197 35H200V37L202 36V38H199ZM22 37V35H21V33L18 35V37ZM28 36V35H27ZM29 36H30V34H29ZM183 36H184V38H183ZM194 36V37H193ZM196 36V37H195ZM203 36H205V37H203ZM262 38H261V37ZM32 37L33 36H31V39H32ZM35 37V36H34ZM119 37H120V39H119ZM132 37V36H131ZM135 37V36H134ZM159 38V40L158 39H156V38ZM168 37V38H167ZM182 37V38H181ZM191 37V38H190ZM253 37V38H252ZM8 40H7V39ZM152 38V39H151ZM170 38H171V40H170ZM200 40H199V39ZM204 38H205V40H204ZM253 39V42L251 41L252 39ZM260 38V39H259ZM9 39H10V41H11V43H9L10 41H9ZM36 39V38H35ZM34 39V40H35ZM112 39V40H111ZM169 41H168V40ZM174 39V40H173ZM188 39H189V42H188ZM194 39L197 41V42H195V44H194ZM255 39V40H254ZM257 39H259V41L257 40ZM263 39V40H262ZM37 40V39H36ZM39 40V39H38ZM134 40H136V42H134ZM151 40V41H150ZM191 40H193V41H191ZM203 40V41H202ZM263 42H261V41ZM5 41V42H6ZM117 41V42H116ZM139 41V42H138ZM159 41H160V43H159ZM165 41H167V42H165ZM175 41V42H174ZM37 41H34L33 42V40L31 41V42H28V43H36ZM40 42V41H39ZM39 42H37V43H39ZM42 42V41H41ZM115 42V43H114ZM122 42V41H121ZM142 42H144V43H142ZM146 42V43H145ZM181 42H183V43H181ZM251 42V43H250ZM257 42H259V43H257ZM13 43L15 44V45H13ZM28 43H27V46H28ZM42 43H44L45 44V42H42ZM64 43L66 44V42L64 41ZM96 43V41L95 42H90L89 44H88V46H92V45H94ZM108 43H110V44H108ZM134 43H136V44H134ZM152 43V44H151ZM171 43V44H170ZM192 43V44H191ZM250 43V44H249ZM252 43H254V44H252ZM3 44H4V42H3ZM12 46H11V45ZM68 44V43H67ZM70 44H72V43H70ZM70 44H68L67 46H69ZM119 44H121V43H119ZM133 44V45H132ZM142 44V45H141ZM147 44L150 46L151 45V47H149V46H147ZM183 44V45H182ZM197 44V45H196ZM10 45V46H9ZM36 45V44H35ZM38 45H41V43H39ZM46 45V44H45ZM50 45V44H49ZM129 45H131L130 47H128ZM141 45V46H140ZM167 45L169 46L168 48H166L167 47ZM174 45V46H173ZM179 45V46H178ZM250 45V47H248V46ZM253 45V46H252ZM257 45V46H256ZM26 46V45H25ZM32 46H34L33 44H32ZM43 46V45H42ZM71 47H72V45H70ZM118 46V45H117ZM155 46V47H154ZM171 46V47H170ZM186 46H188V47H191V48H193L194 47V49H192V50H195V51H192V54H191V52H190V49L191 48H186ZM9 47V48H8ZM44 47V46H43ZM45 47H48V45H46ZM50 47V46H49ZM60 47V46H59ZM153 47H154V49H153ZM159 47V48H158ZM164 47V48H163ZM178 47L180 48V49H178ZM259 47V48H258ZM13 48V49H12ZM23 48H25V47H23ZM149 48V49H148ZM158 48V49H157ZM176 48V49H175ZM245 48V50H243ZM249 48V49H248ZM252 48H253V51H252ZM31 49V50H30ZM46 50H47V48H45ZM44 49V50H45ZM53 49H55V50H53ZM69 49V48H68ZM171 49V50H170ZM175 49V50H174ZM258 49V50H257ZM6 50V51H7ZM45 50V51H46ZM153 50H155V51H153ZM162 50V51H161ZM177 50V51H176ZM250 50V51H249ZM257 50V51H256ZM12 51H11V53H12ZM53 51V52H52ZM56 53H55V52ZM57 51H58V53H57ZM65 51V50H64ZM83 50H79V51H77V53L76 54H78V55H81L80 54V52H82ZM158 51H159V53H158ZM187 53H186V52ZM260 51H262V53L260 52ZM21 52V53H20ZM62 53V55L60 56L59 54L60 53ZM84 52V51H83ZM173 52H175V54L173 53ZM190 52V53H189ZM194 52V53H193ZM247 54H246V53ZM261 53V54H258V53ZM8 53V52H7ZM10 53V52H9ZM48 53V52H47ZM54 53H55V55H54ZM155 53V54H154ZM158 53V54H157ZM162 53V54H161ZM177 53V54H176ZM201 53V54H200ZM244 53V54H243ZM251 53V54H250ZM51 54H53V55H51ZM170 54L173 56H170ZM191 54V55H190ZM198 54V55H197ZM256 54H258V55H256ZM8 55V54H7ZM24 55V57H22ZM56 55H59L58 57L56 56ZM82 55H85V54H82ZM151 55L149 56V57H151ZM159 55H161V57L158 56ZM187 55V56H186ZM200 55V56H199ZM256 55V56H255ZM27 56H28V59H27ZM52 56V57H51ZM120 56V55H119ZM157 56V57H156ZM199 56V57H198ZM104 56H101L100 57V60L98 59L95 63H97L98 61H100V62H102L100 65H103L105 62H103V60H101V58H103ZM105 57H108L107 55H105ZM152 57V58H153ZM164 57V58H163ZM170 58V59H169ZM174 58V59H173ZM199 58V59H198ZM5 59V58H4ZM27 59V60H26ZM30 59V60H29ZM77 59H79V58H77ZM81 59V58H80ZM106 59V58H105ZM175 59H177V60H175ZM19 60V61H18ZM162 60H163V63L161 64V62H162ZM225 62H224V61ZM60 63H59V62ZM81 61H82V59H81ZM217 61H219V64H217L220 68H218V66L216 65V63H217ZM57 63V65H59L58 67L60 68V67H62V70H60V72H61V74H59L60 72H59V69H58V67H56L57 65H56V63ZM123 61H121V60H119V61H117V63L118 64H120V63H122ZM263 62H264V60H263ZM35 63V64H34ZM54 63H55V65H54ZM63 65H62V64ZM262 65H261V64ZM29 64H30V66H29ZM61 64V65H60ZM99 64V63H98ZM111 64H114V63H112V62H108V63H106L105 65H103L104 67H103V69H105L104 70V72L106 73V71L108 70L107 68H108V66L109 65H111ZM169 64V65H168ZM181 66H180V65ZM186 64V65H185ZM260 64V65H259ZM50 65V64H49ZM73 65V66H74ZM97 65V64H96ZM95 65V66H96ZM173 65V66H172ZM54 66H55V68H57L58 70L56 71V69L54 68ZM66 66V65H65ZM98 66V65H97ZM112 66V65H111ZM111 66H109V67H111ZM115 66V65H114ZM169 66H170V68H169ZM214 66H215V69H214ZM231 66V65H230ZM236 66H237V68H236ZM64 67V68H63ZM78 67V66H77ZM99 67V66H98ZM187 67V68H186ZM217 67V68H216ZM261 69H260V68ZM53 68L55 69V70H53ZM95 68L96 67H94V70H95ZM172 68H174V69H172ZM178 69V70H176V69ZM222 68H226L225 66L224 67H222ZM222 68H221V71H222ZM96 69H98V68H96ZM113 69H114V67L112 68L111 67V69L109 68V72H107L106 73V75H105V73H104V76H98V77H94V76H96V71H94V70H92L93 72H95V75L93 76L94 77V79H91L89 82H90V84H100V81L101 80H105V78H107V81L105 82L104 80L102 81L103 83L105 82L106 84H108V83H110V82H108L109 80L108 79H110V78H108V76L110 75V74H113L112 73V71H113ZM186 69H188L187 71H186ZM236 69V70H235ZM242 70V69H244L243 70V74L239 71V70ZM255 69H258V72H257V70H255ZM260 69V70H259ZM160 70V71H161ZM175 72H173V71ZM217 70L215 71V76L218 74V73H220L221 71L220 70H218L219 72L218 73H216L217 72ZM238 70V71H237ZM252 70V72H250V71ZM253 70H254V72H253ZM51 73H53V74H50V72ZM54 71H56V73L58 72V74L59 75H62L61 77H60V79L58 80V79H56L57 77H56V75L57 76H59L58 74H55V72ZM165 71V72H166ZM170 71L169 72H166V74H168V73H170ZM180 71V72H179ZM231 71H232V73H231ZM261 71V72H260ZM24 72V73H23ZM32 72H34L33 74H31ZM45 72H47V73H45ZM49 72V73H48ZM185 72L186 73H188V76H190V75H192L193 74V76H191V77H189L188 78V76H186V74H185ZM192 74H191V73ZM247 72V73H246ZM5 73V74H4ZM21 73V74H20ZM36 73V74H35ZM39 73V75H37ZM158 73V72H157ZM157 73H153L152 75H155V76H152V77H150V78H148V81H150V82H152V81H154L155 82V80H157V77H156V75H158ZM180 73V74H179ZM222 73V72H221ZM220 73V74H221ZM234 73V74H233ZM245 73V74H244ZM251 73H253V74H251ZM257 74L258 73V75L259 76H257V75H255V74ZM16 74V75H15ZM19 74V75H18ZM25 74V75H24ZM194 74H195V76H194ZM234 75V76H232L231 77V75ZM15 75V76H14ZM34 76V82H33V80H31V78H32V76ZM47 75H50V76H47ZM149 76H150V74H148ZM170 75H172V76H175V77H171ZM180 75V76H179ZM240 75H242V76H240ZM257 77H255V76ZM30 76V77H29ZM111 76V75H110ZM114 76H115V72H114ZM183 76V77H182ZM14 77V78H13ZM18 77H23V78H21V79H25L24 81L23 80H21V82H20V78L19 79H17ZM25 77V78H24ZM39 77H40V79H39ZM53 77V78H52ZM63 77H66V78H63ZM103 77V78H102ZM156 77V79L155 80H153L154 78ZM254 77V78H253ZM9 78V79H8ZM99 78H102L101 80L99 79ZM114 78V77H113ZM184 78V79H183ZM191 78V79H190ZM196 78H197V80H196ZM231 78V79H230ZM14 79L15 80H17L16 82H19L18 84V86H17V83L15 84V81H14ZM96 79H99V81L96 83ZM152 79V80H151ZM180 79V80H179ZM206 79H207V82H206ZM256 79L257 80H259V81H256ZM5 80V81H4ZM19 80V81H18ZM30 80V82H27V81H29ZM55 80V81H54ZM96 80V81H95ZM110 80H112V82H113V80L114 79H110ZM181 80V81H182ZM209 80V81H208ZM262 80V81H261ZM31 81H32V83H31ZM39 81V82H38ZM64 81V82H63ZM198 81V82H197ZM255 81V82H254ZM261 81V82H260ZM14 82V83H13ZM26 82H27V84L28 85H32L33 83L35 84V85H32L33 87H29V86H27V84H26ZM92 82V83H91ZM183 82V81H182ZM237 82H239V84L237 83ZM257 82H259L260 84H258ZM20 83H21V85L22 84H24V85H22L21 87H20ZM37 83H38V87H37ZM61 83H63V84H61ZM74 83V82H73ZM200 83H203L202 85L200 84ZM205 83V84H204ZM6 84V85H5ZM14 84V85H13ZM40 84V85H39ZM61 84V86H59ZM85 84V83H84ZM83 83H80V87L81 86H83L84 85ZM112 84H113V87H112ZM111 84V87H112V89L111 90H115V89H119V88H122V86H119V87H117V85L115 84V81L113 82ZM176 84V83H175ZM176 85V86H179V85ZM248 84V85H247ZM4 85V86H3ZM11 85H13V86H11ZM186 85H188V87L190 88V89H188V87L186 86ZM191 85V86H190ZM195 85H196V88H195ZM221 85H225L224 87L222 86L221 87ZM240 85V86H239ZM249 85H250V87H249ZM5 86H6V88H5ZM49 86V87H48ZM51 86V87H50ZM97 86V85H96ZM181 86V85H180ZM179 86V87H180ZM198 86V87H197ZM201 86V87H200ZM219 86V87H218ZM247 86V87H246ZM261 86V87H260ZM15 87V88H14ZM23 87H24V91H21L22 89H23ZM232 87H233V90H234V92L231 90L232 89ZM244 87V88H243ZM249 87V88H248ZM5 88V89H4ZM17 88V89H16ZM30 88V89H29ZM34 88H36L35 90H36V92L35 91H33V93L31 92L32 90H34ZM47 89V91H46V89ZM50 88H52V89H50ZM53 88L55 89V90H53ZM185 88V89H184ZM27 89V90H26ZM40 89H42L41 91H40ZM45 89V90H44ZM63 89V90H62ZM116 90V91H118L119 92V90ZM177 89H181V88H177ZM206 89V88H205ZM221 89V90H220ZM226 89V90H225ZM245 89V91H247ZM254 89V88H253ZM30 90V91H29ZM52 90V94H51V92L50 91ZM65 90V92H63ZM123 90H125V89H123ZM127 90V89H126ZM217 90V91H216ZM59 91V93H60V96H58L59 95V93H57ZM193 90H191V92H192ZM196 91V90H195ZM194 91V92H195ZM209 91H210V93H209ZM211 91H215V93H213V92H211ZM220 91V92H219ZM223 91V92H222ZM11 92V91H10ZM63 93V96L61 97V94ZM126 92V91H125ZM125 92H123V95L125 94ZM226 92V93H225ZM258 92V93H257ZM42 93V92H41ZM49 93V94H48ZM56 93V94H55ZM121 93V92H120ZM120 93H118L119 95H121ZM187 93V95H190V94H188ZM253 93V94H252ZM4 96H3V95ZM198 94V93H197ZM196 94V95H197ZM214 94V95H213ZM238 94V95H237ZM56 95V96H55ZM186 95V96H187ZM8 96V97H7ZM51 96V97H50ZM191 96H194V95H191ZM220 96V97H219ZM225 96V97H224ZM235 96V97H236ZM6 97V98H5ZM10 97V98H9ZM181 97H183L184 98V96L182 95ZM222 97V98H221ZM234 97V98H235ZM5 98V99H4ZM63 98V99H62ZM237 98V97H236ZM219 99V100H220ZM3 100L5 101L6 100V102L7 101H9L8 103H3ZM51 100V101H52ZM235 100V99H234ZM233 100V101H234ZM241 100V101H240ZM10 101H12L11 103H10ZM214 101V102H215ZM225 101V100H224ZM223 101V102H224ZM228 101V100H227ZM52 102V103H53ZM209 101H207L206 100V104H208L209 105V103H210ZM213 102V103H214ZM219 102H221V101H219ZM226 102V101H225ZM213 103H212V105H210V106H213ZM228 103V102H227ZM9 104V105H8ZM217 104H218V101H217ZM221 104H223L222 102L220 103V105ZM219 105V106H220ZM224 105H226V107L228 106V104H226V103H224ZM224 105L223 106H220V107H224ZM1 106H0V110H1ZM2 106V107H3ZM12 106V105H11ZM58 106V105H57ZM216 107V109H217V106H215ZM214 107V108H215ZM220 107H218V109H220ZM4 108V107H3ZM2 108V109H3ZM213 108V109H214ZM59 110H57L58 112H60V113H58V114H56V117H58L59 116V120L61 119H63L64 118V116L65 115H63L62 113H64V111L62 110V109H60V108H58ZM216 109H214V110H216ZM63 112H62V111ZM221 110V109H220ZM223 110V111H224ZM210 112H214L213 110L211 111L210 110ZM60 114H61V116H60ZM203 114V113H202ZM202 114L201 113H199V114H197V115H195L196 117H195V119L196 120H201L200 119V117H198V116H202ZM214 113H212L211 115H213ZM242 114H243V116L245 117V118H243V116H242ZM216 116H218V115H216ZM227 116V117H226ZM241 116V117H240ZM55 117V118H56ZM226 117V118H225ZM248 117V118H247ZM240 118V122L238 121V119ZM241 118H242V121L245 119V122L243 121H241ZM57 119V118H56ZM217 119V118H216ZM261 119V120H260ZM198 121L196 122V121H194L195 123H198ZM210 121V120H209ZM238 121V122H237ZM258 121H259V123H258ZM215 122H213L214 123V125L213 126H215ZM193 123V122H192ZM220 123V125H221V127H222V124ZM241 123H244V124H241ZM245 123H246V125H248V126H246L245 125ZM247 123H249L251 126H249V124H247ZM256 123V124H255ZM170 124V126L173 124V123H169ZM169 124L167 125L168 127H170L169 126ZM199 124H200V127H201V125L203 124V122H202V124L201 123H198V126H199ZM225 124H227L226 123V121H225ZM227 124V125H228ZM255 124V125H254ZM224 125V124H223ZM253 125V126H252ZM257 125L259 126L258 128H256V129H261V131H262V133L261 134H259V135H256V136H254L253 138H252V132H251V130L253 131V129L252 128H254V127H257ZM174 126H176V127H174V129H172L171 131L172 132H170L168 135H166V137H165V139L166 138H170L172 135H173V133H174V130H176V131H181V132H183L184 133V129H181V128H183L184 127V123H180L179 124V126L178 125H175L174 124ZM180 126H183V127H180ZM192 126H196L197 127V125H193L192 124ZM216 126H217V124H216ZM239 126V127H238ZM36 127H38V126H36ZM36 127L35 128H31L32 129V131H33V129H36ZM173 127V126H172ZM177 127H179V129H181V130H178V128ZM199 127V128H200ZM220 127V126H219ZM251 129V130H249V128ZM40 128V127H39ZM187 128V127H186ZM185 128V129H186ZM193 128V127H192ZM215 128V127H214ZM217 128V127H216ZM225 128H226V125H225ZM16 130H14V132H15V134H16V132H17V134H16V136L17 135H19L18 134V131H20V129H17V128H15ZM171 129V128H170ZM193 129H195V128H193ZM198 129V128H197ZM210 129V133H209V136H212L213 138L217 135L218 137L221 135V134H223V132L224 133H226L227 134V131H224L223 130V127L222 128H220L221 129V133L220 132H218L217 133V130L218 131H220L219 129H217L215 132H216V135H212L211 133H213V131H214V129H213V127L212 128H207V130H209ZM231 129V128H230ZM229 129V130H230ZM233 129V128H232ZM38 130V129H37ZM37 130H34L33 131V133H36V131ZM40 130V129H39ZM168 130H169V128L168 129H166L165 131H162V132H164V134H166L167 132H168ZM206 130V129H205ZM226 130H227V128H226ZM228 130V133L229 134H231V132ZM255 130V129H254ZM32 131L30 132V133H32ZM42 131V130H41ZM176 131H175V133H176ZM202 131V128H200V130H198V134H199V137H203L204 138V136H205V138L203 139V140H206L207 141V139L206 138H208L209 136H207L206 137V132L204 131V133H203V131H202V133H200ZM223 131V132H222ZM40 132V131H39ZM162 132H159V134H162ZM214 132V133H215ZM239 132V133H238ZM243 132V133H242ZM254 132V131H253ZM20 133V132H19ZM174 133V134H175ZM178 134L180 133V132H177ZM220 133V135H218ZM36 134H38V132L36 133ZM177 134V135H178ZM180 134H182V133H180ZM179 134V135H180ZM205 134V135H204ZM132 135H134V134H132ZM137 135V136H136ZM136 135H134V136H136L134 139H132L130 136H129V138H131L132 140H134V141H132L131 140V142L132 143H130V144H132V147H131V150H129L130 152H132V149H133V151L135 150V148H136V146H137V143L138 142H136V144H134V142L136 141L135 139H137V137H138V135H139V140H140V137H141V135L140 134H138V133H136ZM202 135V136H201ZM208 135V134H207ZM223 135H225V134H223ZM162 137L164 136L163 134L161 135ZM181 136H183V135H180V137ZM264 137V136H263ZM215 138H217V137H215ZM242 138H243V136H242ZM246 138V137H245ZM199 140H197V143H195L194 144V146H191V145H193V144H189L190 146H188V147H190L189 148V155H191L192 153H193V151L194 152H196V150L198 149V151H199V149H201V148H198V147H200L199 145H200V142L202 143V138H198ZM209 139H211V138H209ZM260 139V140H259ZM125 140V139H124ZM130 140V139H129ZM126 141H128V139H127V137H126V140H125V142ZM16 142V141H15ZM130 142V141H129ZM128 142V143H129ZM196 142V141H195ZM204 142V141H203ZM193 143V142H192ZM127 144V143H126ZM249 144V143H248ZM251 144V143H250ZM16 145H17V142H16ZM121 145L123 146H126L124 143H123V141L121 142ZM163 145V144H162ZM121 146V147H122ZM128 146V145H127ZM130 146V145H129ZM254 146V148H253V150L251 149V150H249L250 148H252ZM164 147L165 146H163L162 147V149H164ZM193 147V148H192ZM247 147V148H246ZM127 148V147H126ZM166 148H167V146H166ZM123 149V148H122ZM125 149V148H124ZM196 149V150H195ZM128 150V149H127ZM126 149H125V151H127ZM161 151V148H159L158 150H157V152H155V153H158V151ZM245 150H246V152H245ZM200 151H202V150H200ZM128 152V151H127ZM194 154V153H193ZM202 153H200L199 152V155H198V152H197V156L199 157L200 155H201ZM196 155V154H195ZM203 155H204V153H203ZM159 156V157H158ZM161 156V154H158L157 155V157L158 158H160L161 160H162V157H160ZM162 156H164V155H162ZM192 156H194V155H192ZM196 156V157H197ZM202 156V155H201ZM205 156V155H204ZM156 157V159H155V157H153L152 158V160H154L155 159V161L156 160H158V158ZM207 157H209L208 159H207ZM194 158H195V156H194ZM200 158V157H199ZM195 159H197V158H195ZM236 159V158H235ZM191 160H193V158L192 159H190V162H191ZM225 160V159H224ZM193 161H195V160H193ZM207 161V162H206ZM246 161H248V163L246 162ZM84 162V161H83ZM198 162V161H197ZM226 162V161H225ZM223 163V164H225L226 165V163ZM232 162V161H231ZM245 162V165H247V166H245V165H242L243 163ZM85 163V162H84ZM82 164V162H80V164L82 165H80L79 163V165L78 164H76L78 167L76 168L75 166L76 165H74V167H72V169L73 168H75V171H74V169H73V172L75 173H77V172H79L81 169V171H83L84 170V168H87L86 166H84V165H87V164ZM233 163H234V160H233ZM232 163V164H233ZM238 163H240V164H238ZM193 164V165H194ZM238 164V165H237ZM167 164H165L164 166H166ZM206 165V166H205ZM222 165V164H221ZM242 165V166H241ZM80 166V167H79ZM84 166V167H83ZM202 166H204V167H202ZM214 166V165H213ZM244 166V167H243ZM26 167V166H25ZM25 167H20V168H22V169H18V170H16V173H19L20 171L22 172L23 170V172H28V171H26L25 169ZM82 167V168H81ZM200 167H202V168H200ZM211 167V166H210ZM209 168V167H208ZM214 168V167H213ZM27 169H32V167H29V168H27ZM76 169H80V170H78V171H76ZM240 169V170H239ZM20 170V171H19ZM176 170V169H175ZM211 170H212V168H211ZM18 171V172H17ZM31 171V170H30ZM62 171V170H61ZM166 171V170H165ZM169 171H170V173H169ZM183 170H181V172H182ZM210 171V169L208 170V172L207 171H205V172H207V173H204L203 172V174L201 175V176H204V174L206 175H208L209 176V174L211 173V172H209ZM20 172V173H21ZM63 172L64 171H62V172H60L61 174H62V176H64V174H63ZM164 172V171H163ZM172 172V173H171ZM176 172V174H174ZM174 172V170L172 171V170H170V169H168L167 170V174L168 175H170V177H171V179L170 178H166L167 177V174H164V173H160L161 175H160V177L162 178L163 177V175H166L165 176V178H166V180H171L172 181V184L171 185H173L174 184V186H177V187H180L179 185H180V183H179V181L178 180H181L180 179V177H181V173L180 172H178L177 170ZM177 172L178 173H180L179 174V176H177ZM59 173V171L57 172V173H55V175L56 176H60V175H58V174H60ZM209 173V174H208ZM89 174V176L91 177L93 174L92 173H88ZM171 174H172V176H174L175 177V175H176V177H177V181L176 180H174V178L171 176ZM206 175V177H208ZM87 176V175H86ZM90 177H88L87 178V180H89L90 179ZM205 177V176H204ZM228 177V178H227ZM66 178H69V177H66ZM72 178V177H71ZM71 178H69L68 179V183H70V187L72 186V191L70 190V191H68V193L69 194H67L68 196L70 195V197H72V198H70V197H68L67 198V196H66V200L67 201H65V202H68V204H71V205H73V206H71L72 208H79L78 206L80 205L81 206V204H83V202H80L81 201V198L77 195V194H79L80 195V192H81V195L80 196H82V193H84V192H82V188L83 189H85L84 191H86L87 190V187H82L81 188V186L79 185L78 186V184H77V179H76V177L74 176L73 178H72V180H71ZM164 178V179H165ZM184 178H185V176H184ZM184 178L182 179V180H184ZM199 178V179H198ZM223 178H224V176H223ZM65 179V178H64ZM163 179V178H162ZM163 179V183H165L166 184V182L168 183V181H166L165 182V180ZM220 179V178H219ZM173 180L175 181L174 183H173ZM212 180V181H211ZM13 181V180H12ZM76 182V184H75V182ZM97 182H95V183H97L98 184V182H99V184H101V186H103V184L101 183V181H99V180H96ZM190 181V182H189ZM223 181L224 180H222V183H223ZM232 182L231 184L229 183V182ZM7 182V181H6ZM10 182V181H9ZM74 182V183H73ZM104 182V181H103ZM178 182V183H177ZM216 182V183H215ZM227 182H228V186L226 185L227 184ZM1 183V182H0ZM11 183V182H10ZM9 183V184H10ZM94 183V184H95ZM170 183V182H169ZM168 183V184H169ZM190 183V184H189ZM198 183H199V186L202 188V190L200 189V187L198 186ZM3 185L2 186H4L5 185V183H2ZM8 184V183H7ZM75 184V185H74ZM97 184H96V186L95 185H93V192H92V190L90 191V195H91V197L93 198V206L96 204V202L98 203V200H101V198H102V196H99V195H101L100 193L99 194H96V191H95V188L97 187V188H100L101 186L100 185H98V186H100V187H98L97 186ZM167 184V185H168ZM202 186H201V185ZM205 184H206V186H205ZM208 184V185H207ZM193 185V186H192ZM212 185H213V187H212ZM217 185V186H216ZM1 186V187H2ZM8 186L9 185H7V186H5V187H7L8 188ZM73 186H75V187H73ZM192 186V187H191ZM203 186H205V187H203ZM209 186H210V188H209ZM9 187H11V186H9ZM77 187H80V192H78L79 190L77 189ZM199 187V188H198ZM215 187H217V188H215ZM224 187V188H223ZM181 188V187H180ZM188 188H189V186H188ZM207 188H209L208 189V191L209 190H211V191H207ZM75 189H76V192H75ZM195 189V191H197ZM204 189V190H203ZM216 189V190H215ZM220 189V190H221ZM231 189V191L233 190V192H234V194L236 193L237 194V196H240L241 197V195L242 194H246V196L247 195H249L248 197H250V198H248V201H251L252 200V198L253 197H256L255 198V203H254V205L256 206V205H260V206H258V208H257V206L255 207H251V206H253V203L250 205V207L251 208H249V206L247 207V204H246V206L245 205H241V203H236V205H235V203L234 202H237L238 200H240L237 196H235L237 199H235V198H233L235 201L233 202V199L231 200V198H228L229 197V194H230V192H229V190ZM8 190V189H7ZM18 190H19V188H18ZM21 190V189H20ZM20 190H19V192H20ZM97 190H99V189H97ZM190 190V189H189ZM194 190V189H193ZM200 190L201 191H203V193L204 194H206L205 196H204V194H202V192H201V194H200ZM235 190V191H234ZM8 191H10V192H8ZM7 192L8 193H14L15 192V194H18V191L16 190H13L14 192H12V190H8ZM95 191V192H94ZM195 191H192V192H195ZM212 191H214V192H212ZM17 192V193H16ZM32 192H34V191H32ZM31 192V193H32ZM189 192V191H188ZM192 192H190L191 194L190 195H193L192 194ZM250 192V193H249ZM254 192V193H253ZM258 192H259V194H258ZM36 192H34V196H33V198L35 199V198H37V197H39V195H40V197L41 198H43V196L41 195V194H39L38 192V194L36 195L35 194ZM71 193H73V195L71 196ZM77 193V194H76ZM93 193L95 194V195H93ZM97 193H98V191H97ZM208 193H209V195H208ZM227 193H229V194H227ZM33 194V193H32ZM232 194V193H231ZM30 195V194H29ZM93 195V196H92ZM189 195V196H190ZM202 197H201V196ZM228 195V196H227ZM243 195V196H244ZM253 195V196H252ZM261 196V199H263V200H261L260 199V197L259 196ZM23 196H25V194L23 195ZM77 196V197H76ZM98 196H99V198L100 199H98ZM198 196H200L201 198H199ZM232 196H234V195H231V197ZM246 196H244V197H246ZM252 196V197H251ZM263 196V197H262ZM190 197H192V196H190ZM198 197V198H197ZM203 197H205V199L203 198ZM224 197V198H225ZM32 198V197H31ZM83 198H84V196H83ZM96 198V199H95ZM242 198V197H241ZM258 198L261 200H258ZM20 199L21 198H19V201H20ZM22 200V199H21ZM40 200V199H39ZM69 200V201H68ZM76 200H79V201H76ZM97 200V201H96ZM228 200V201H227ZM254 200V199H253ZM73 201V202H72ZM83 201V200H82ZM96 201V202H95ZM232 201V202H231ZM72 202V203H71ZM77 202H80V204L79 203H77ZM228 202V203H229ZM261 202V203H260ZM99 203H101L100 201H99ZM98 203V204H99ZM228 203H226L224 206L221 204V209L223 210V207H224V210H225V207L227 208V209H229V207H230V204H228ZM234 203V204H233ZM249 203V202H248ZM257 203V204H256ZM260 203V204H259ZM74 204H76L77 206H75ZM203 204H204V202H203ZM234 206H233V205ZM23 205V204H22ZM100 206H98V205H96V207L97 208H94V210L93 211H95V210H99V208L100 207H103L104 206V204L102 203V204H99ZM147 205V204H146ZM239 205H241V206H239ZM149 205H147V207H148ZM239 206V207H238ZM263 206V207H262ZM95 207V206H94ZM150 207V206H149ZM180 207H181V205H180ZM235 207V208H234ZM248 209H247V208ZM152 208V207H151ZM166 208V207H165ZM189 208H192V210L190 211V209ZM260 208V209H259ZM154 209V208H153ZM180 209H181V213H186V216L188 217L189 216V218H192V220H188L189 218H187L186 216H183V215H185V214H181L180 212H178V211H180ZM184 209V210H183ZM199 209V210H198ZM226 209V210H227ZM234 209V210H233ZM257 209V210H256ZM259 209V210H258ZM177 210V211H176ZM201 210V211H200ZM224 210H223V212H224ZM234 211L235 213H233L232 214V216H230V214L229 213H232V211ZM248 210V211H247ZM252 210V211H251ZM254 210V211H253ZM261 210V211H260ZM149 211H151V210H149ZM167 211L169 212H171V214H169V213H167ZM174 211V212H173ZM188 211V212H187ZM193 211V212H192ZM198 211V212H197ZM256 211V212H255ZM260 211V212H259ZM64 212H66V211H64ZM98 212H100V211H96V214L98 213ZM152 212H155L154 210H152ZM164 212V211H163ZM199 212H202V213H199ZM222 212V211H221ZM254 212V213H253ZM257 212H259V213H257ZM76 213H78V215L79 216H82L81 215V213L79 214V212L77 211ZM177 213V214H176ZM199 214V216H198V214ZM219 214H220V212H218ZM237 213V214H236ZM252 213V214H251ZM62 214V213H61ZM93 214H94V212H93ZM187 214H189V215H187ZM192 214V215H191ZM195 214H197V215H195ZM255 214V216H253ZM52 215H54V214H52ZM52 215H50L49 214V217H51L52 219H53V217H52ZM77 215V214H76ZM195 215V216H194ZM238 215L239 217H236V216ZM248 215V216H247ZM256 215H258L259 217H258V219H257V217H256ZM90 216V215H89ZM181 218H180V217ZM217 216V215H216ZM247 216V217H246ZM251 216V217H250ZM262 216V215H261ZM264 216V215H263ZM262 216V219H264V217ZM179 217V218H178ZM185 217L187 218V221L185 220ZM184 218V219H183ZM198 218V219H197ZM199 218L201 219V221L199 220ZM239 220H238V219ZM248 218V219H247ZM50 219V218H49ZM76 219H78V217L76 218ZM181 221H180V220ZM193 219H195V222L193 221ZM208 219H209V222H211L210 224H206L207 222H205L204 220H207L208 221ZM220 219H221V221L223 220H225L224 221V223H220ZM235 219L237 220V222L235 221ZM243 219H245V220H243ZM261 219V220H262ZM95 220V219H94ZM182 220L183 221H185V222H183V223H181L182 222ZM227 220V221H226ZM77 221H79V220H77ZM177 221H179L178 223L179 224H177ZM188 221H191L194 225H192V223L191 222H188ZM203 221L205 222V225H204V227L205 228H207V226L209 227L208 229H207V231H210V233L209 234H206V235H209L210 236V238H209V236L208 237H204L202 234L204 233V232H206L207 233V231H204L203 230V226H202V224H204L203 223ZM231 222V226L233 225V223L234 222H236V223H234V225H235V227H234V225H233V229L232 228H230V222ZM233 221V222H232ZM242 221H244L243 223H242ZM250 220H248L247 222H249ZM253 221V220H252ZM80 222V221H79ZM227 222H229V223H227ZM89 224H90V222H88ZM98 223V222H97ZM166 223V225H168ZM175 223V224H174ZM185 223V224H184ZM195 223H196V225H195ZM200 223V224H199ZM215 223H216V226H215ZM217 223H219L220 225H218ZM246 223V222H245ZM92 225H89V226H92V227H94L95 225L94 224H96L95 222H94V224L93 223H91ZM141 224V223H140ZM252 224V223H251ZM88 225V224H87ZM99 225V224H98ZM139 225V224H138ZM172 225V226H171ZM179 225V226H178ZM202 227H201V226ZM212 225L214 226V227H212ZM224 225H228L229 226V228L230 229H221V228H223L224 227ZM140 226V225H139ZM192 226V227H191ZM195 226V227H194ZM199 226V227H198ZM218 226V228H215V227H217ZM241 226V227H242ZM138 227V226H137ZM141 227H142V224H141ZM141 227H138V228H141ZM201 227V228H200ZM220 227V228H219ZM246 227V228H245ZM251 227L252 229H250L249 230V228ZM186 228V229H185ZM193 228V229H192ZM195 228H197L199 231H200V233H201V236L199 235V233H197V236L198 237H196V238H192V237H194L193 235H191L193 232H194V235L196 234V232H198V231H195L196 229ZM213 228V229H212ZM215 228V229H214ZM225 228V227H224ZM195 229V230H194ZM214 230V231H216V229H219V230H217V232H214V231H212V230ZM247 229V230H246ZM184 230V231H183ZM193 230V231H192ZM206 230V229H205ZM236 230H238L239 231V233L236 231ZM240 230H242L243 231V235L241 234L242 233V231H240ZM246 230V231H245ZM187 231V232H186ZM204 231V232H203ZM234 233H233V232ZM203 232V233H202ZM223 232V233H222ZM228 232H229V234L231 235L232 233L233 234H235L234 236L233 235H231V237H229L230 235L228 234ZM184 233V234H183ZM190 233V234H189ZM175 234V235H174ZM205 234V233H204ZM211 234V235H210ZM187 235V236H186ZM205 235V236H206ZM162 236V235H161ZM204 238H203V237ZM190 237V239H188ZM200 237V238H199ZM234 237V238H233ZM236 237V238H235ZM203 238V239H202ZM218 238V237H217ZM159 239H161L160 237H159ZM185 239V240H184ZM195 239V240H194ZM197 239H199V240H197ZM225 239V238H224ZM232 239H233V241H232ZM19 240H21V239H19ZM40 240H42V239H40ZM190 240V241H189ZM211 240V241H210ZM24 241V240H23ZM23 241H19L18 243H21V242H23ZM186 241V242H185ZM195 241V242H194ZM38 242H39V240H38ZM42 242V241H41ZM24 243H27L26 241H24ZM24 243H23V245H24ZM30 243H32L31 245H33L34 246V244H35V242H34V244H33V242H30ZM200 244V245H204V244ZM22 244V243H21ZM28 244V243H27ZM219 244V243H218ZM190 246V247H188V246ZM199 245V246H200ZM207 245H210V244H206V245H204V246H207ZM232 245V246H231ZM25 246L27 247V246H29L28 247V249L30 250L31 248V246L28 244V245H26L25 244ZM32 246V247H33ZM215 246V247H216ZM21 247H23V246H21ZM25 247V249H27ZM193 247V248H192ZM231 247V248H230ZM60 248V247H59ZM59 248H57V249H59ZM187 249V250H186ZM231 251H230V250ZM56 250V249H55ZM60 250V249H59ZM57 251V250H56ZM216 251V250H215ZM233 251V252H232ZM193 252H195V251H193ZM200 252V253H199ZM223 253H224V255H223ZM226 253H227V255H226ZM228 253H231L230 254V256H229V254ZM193 254V253H192ZM219 254V253H218ZM217 254V255H218ZM55 255V253L53 254V256ZM146 255H148V254H146ZM142 256V255H141ZM196 256V255H195ZM195 256H193V257H191V259L193 258H195L194 260L196 261V263L198 264V262L202 259V261L204 260L203 258L206 256H200L199 255V257H198V255L195 257ZM228 256H229V258H228ZM49 257H50V255H49ZM143 257H144V255H143ZM151 257V256H150ZM149 257V258H150ZM198 257V258H197ZM225 257H226V259H225ZM47 258V257H46ZM51 258V257H50ZM137 258V257H136ZM146 258H148L147 256H146ZM146 258H144V261H146V260H148V259H146ZM201 258V259H200ZM39 259H42V258H39ZM140 259H141V257H140ZM137 260L136 262H139V261H143L142 259L141 260ZM146 259V260H145ZM33 260V261H32ZM32 260H30V263L32 262V264H38V263H34V262H38V258L37 259H33L32 258ZM35 260V261H34ZM37 260V261H36ZM44 260H46L47 261V259H44ZM51 259H48V261H50ZM41 262H43L42 260H40ZM45 261V262H46ZM47 261V262H48ZM144 261H143V263L141 262L140 264H146V263H144ZM149 261V260H148ZM151 262L153 261L152 259L150 260ZM156 261V260H155ZM195 261H193V262H195ZM238 261V262H237ZM136 262H135V264H136ZM157 262H158V260H157ZM204 262V261H203ZM244 262V263H243ZM40 263V262H39ZM49 263V262H48ZM154 262H152V264H153ZM159 264H161L160 262H158ZM196 263H194V264H196ZM201 263V262H200ZM220 263H218V261L216 262V264H220ZM42 264V263H41ZM147 264H151V263H147ZM155 264V263H154ZM157 264V263H156ZM163 264V263H162Z\"/></svg>","mask_w":264,"mask_h":264}]
</instances>
